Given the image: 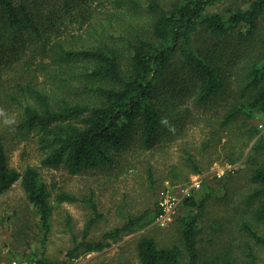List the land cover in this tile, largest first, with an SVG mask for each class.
Segmentation results:
<instances>
[{
  "label": "trees",
  "instance_id": "trees-1",
  "mask_svg": "<svg viewBox=\"0 0 264 264\" xmlns=\"http://www.w3.org/2000/svg\"><path fill=\"white\" fill-rule=\"evenodd\" d=\"M223 1L171 0L167 7V0H113L117 13H109L106 23H100L99 27L91 25L85 45L77 48L54 45L57 59L66 68L74 66L79 71L81 84L77 88H82L96 102L53 104L49 95L32 84L17 86L20 97L12 95L11 99L20 111L18 127L26 134L39 136V147L44 152L41 166H64L73 175L112 167L136 132L143 145H153L167 118L177 113L176 97L188 95L196 108L218 98L232 99L222 127L231 126L239 118L247 124L257 112H264V46L261 49L254 46L264 14V0H254L247 10L211 12ZM52 3L54 8L62 6L61 12L65 14L73 9L67 0H0V32L32 31L31 35L40 37L41 30L50 22L47 14L52 20L57 18L56 12L49 10ZM36 19H40L38 23ZM200 31L211 36V43L196 47L194 39ZM60 80L65 82L63 78ZM247 125L250 141L260 131L254 123ZM256 155L263 156V160L252 173L250 180L256 188L245 202L248 206L259 203L254 216L261 225L264 224L262 136L251 150V156ZM236 156L233 149L227 161L234 164ZM188 162L194 172L202 171L191 155ZM18 182L39 217L38 228L45 246L53 223L51 193L37 168L28 167L20 172L11 167L0 136V198ZM212 194L208 186L203 198L197 199L192 194L185 199L184 207L190 211L181 218L183 247H161L153 238H141L137 244L140 264H198L200 222ZM56 200L63 203L79 199L60 193ZM84 201L95 217L87 223L82 241L74 240L60 264L100 252L110 241L143 229L150 222L146 213L130 217L123 226L94 241L88 238L89 232L101 215L93 196ZM161 213L158 208L157 214ZM242 230L264 248V235L255 225L245 223ZM26 259L40 264L50 262L33 255ZM217 264H259V261L247 243L242 257L232 251L224 252Z\"/></svg>",
  "mask_w": 264,
  "mask_h": 264
},
{
  "label": "rangeland",
  "instance_id": "rangeland-1",
  "mask_svg": "<svg viewBox=\"0 0 264 264\" xmlns=\"http://www.w3.org/2000/svg\"><path fill=\"white\" fill-rule=\"evenodd\" d=\"M80 1L67 0L73 8L67 14L61 12L62 6L54 8L52 3L49 10L56 12L57 18L52 20L47 14L50 22L47 21L40 37L31 35L32 31L12 33L3 29L0 32V136L12 168L20 172L28 167L39 170L54 207L52 230L42 246L39 217L21 182L0 198V264L14 260L31 262L26 259L31 255L60 264L74 240L82 241L87 223L95 217L84 201L91 196L101 215L89 232L91 240H100L106 232L123 226L130 217L146 213L150 222L143 229L110 241L102 251L83 255L70 264H140L137 244L143 237L153 238L161 247H183L181 218L190 210L184 207L183 201L163 223L157 214L158 198L167 182L173 186H188L195 180L201 183L193 192L197 199L206 195L208 186L213 190L200 222L198 264H217L219 256L228 251L242 257L247 243L253 247L259 264H264V248L242 230L245 223H251L264 235V224L256 223L254 216L259 203L248 206L245 202L247 195L256 188L250 180L252 173L263 160L261 155L252 157L251 150L257 139L264 137L259 128L264 123V112H257L248 121L256 124L260 131L249 141L248 123H244V119L239 118L228 127L221 126L232 99L218 98L196 108L188 95L176 97L177 113L167 118L153 145H143L136 132L112 167L73 175L64 166H41L44 152L39 147V136L19 129L20 111L11 96L20 97L18 85L32 84L49 95L53 104L96 102L82 88H77L81 84L79 71L74 66L66 68L67 65L57 59V50L53 47L58 43L71 48L85 45L89 41L90 26L106 23L108 14L117 13V10L113 0ZM170 1L167 0V7ZM253 2L225 0L211 12L247 10ZM39 20L36 19L37 23ZM258 32L254 46L261 49L264 46V14ZM194 40L196 47H200L210 44L211 36L200 31ZM61 78L65 82H61ZM233 149L237 156L234 164H230L227 156ZM190 155L201 167V172L193 171L188 162ZM60 193L74 195L79 200L58 203L56 196Z\"/></svg>",
  "mask_w": 264,
  "mask_h": 264
},
{
  "label": "built area",
  "instance_id": "built-area-1",
  "mask_svg": "<svg viewBox=\"0 0 264 264\" xmlns=\"http://www.w3.org/2000/svg\"><path fill=\"white\" fill-rule=\"evenodd\" d=\"M262 132H264V123L260 124ZM201 186L200 181L195 180L188 186H173L169 182L166 183L164 189L160 192L158 198V208L162 211L160 218H162L163 223L169 220L175 213L177 207L185 201V199L192 196L193 192L199 189ZM3 264H40L37 262H19L11 261ZM51 264V263H45Z\"/></svg>",
  "mask_w": 264,
  "mask_h": 264
}]
</instances>
